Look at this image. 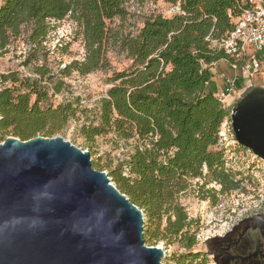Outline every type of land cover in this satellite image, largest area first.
I'll return each mask as SVG.
<instances>
[{"label":"trees","instance_id":"1","mask_svg":"<svg viewBox=\"0 0 264 264\" xmlns=\"http://www.w3.org/2000/svg\"><path fill=\"white\" fill-rule=\"evenodd\" d=\"M129 1L0 0V55L24 37L29 51L23 65H32L34 72L0 74V134L3 140L9 135L29 140L63 132L76 109L71 103L43 106L50 91L60 93L64 77L72 72L111 70L109 55L118 49L130 64L113 71L97 122L84 124L81 133L88 141L108 132L119 140H134L128 173L118 166L108 175L156 226L144 231L145 241H178L188 252L178 256L177 264H207L203 253L192 251L197 243L195 220L189 218L180 195L190 180L199 178L219 183L221 193L239 187L229 160L235 155L246 159L250 152L239 144L219 145L231 111L219 99L214 77L220 61H233L220 43L251 2L165 0L173 6L180 2L179 11L172 16L151 13L137 31H127ZM65 19L80 30L85 55L55 73L48 63L52 50H44L43 44L52 22ZM222 78L226 82L225 74Z\"/></svg>","mask_w":264,"mask_h":264},{"label":"water","instance_id":"2","mask_svg":"<svg viewBox=\"0 0 264 264\" xmlns=\"http://www.w3.org/2000/svg\"><path fill=\"white\" fill-rule=\"evenodd\" d=\"M230 117L236 142L264 160V86L247 91ZM144 221L89 150L60 134H0V264H163Z\"/></svg>","mask_w":264,"mask_h":264},{"label":"rangeland","instance_id":"3","mask_svg":"<svg viewBox=\"0 0 264 264\" xmlns=\"http://www.w3.org/2000/svg\"><path fill=\"white\" fill-rule=\"evenodd\" d=\"M263 4L264 0H258ZM128 8L130 17L125 23L127 31H137L142 25L146 16L151 13H161L164 16H172L175 13L174 6L165 0H148L144 4H139L134 0L129 1ZM53 28L44 42L45 48L50 47L52 50L48 57V63L52 71L58 73L61 68L73 60H82L85 55L84 44L79 29L69 20L53 21ZM29 49L25 44L24 37H21L10 46L9 51L0 55V74L10 71H18L24 75H34L31 66L23 65L25 56ZM112 62L111 70L91 72L81 75L78 72H72L71 75L64 77L65 84L60 93L53 94L50 91L49 99L43 103V106L59 103H71L76 109V115L72 118L65 130L60 135L70 140L78 147L89 150L92 164L96 169L104 168V171L110 172L118 166L123 167L124 174L128 173L127 161L135 144L134 140H119L113 132L104 133L95 136L91 141L81 133V127L90 122H97L96 116L99 112V104L102 97L106 96L107 90L112 86L109 80L113 71L121 70L130 64L126 55L114 48L109 55ZM40 63L43 61H39ZM216 76L224 73L226 76H232L234 70L229 63L220 61L215 68ZM220 88H225V82L222 77L218 79ZM53 84V82H52ZM247 84V85H246ZM246 85V86H245ZM264 86V73L253 74L246 82L243 77H238L235 83V92L229 98L226 107L231 111L236 103L249 91L253 86ZM243 91H237L240 88ZM231 117L226 120L225 132L227 140L224 139L220 147H231L237 143L231 126ZM12 136V135H9ZM1 139L3 140L2 136ZM229 143V144H228ZM264 161H260L254 154L248 153L246 159L233 157L229 160V168L237 175L239 187L230 193H221L220 184L217 182H207L206 179L190 180L189 188L181 193L180 202L186 207L189 218L195 220L193 229L196 230V245L193 252H201L210 263V257L207 255L205 241L207 236L214 230L222 232L236 218L240 217L245 209L248 208L252 201L260 203L264 195ZM111 177V176H110ZM114 182L113 178L111 177ZM115 183V182H114ZM116 184V183H115ZM205 191L208 196L204 198ZM216 192L217 199L214 203L213 192ZM165 226L163 220L162 227ZM156 226L151 225L145 217L144 231L154 229ZM148 245H161L166 252L162 258L163 264H177L178 256L188 250L181 246L178 241L151 240L146 242Z\"/></svg>","mask_w":264,"mask_h":264},{"label":"built area","instance_id":"4","mask_svg":"<svg viewBox=\"0 0 264 264\" xmlns=\"http://www.w3.org/2000/svg\"><path fill=\"white\" fill-rule=\"evenodd\" d=\"M249 1L251 2V6L244 9L238 18L234 30L220 43V46L233 59L230 67L234 70L232 76H226L225 88L218 94L219 99L225 106L235 92L234 87L238 78L237 72L240 69L241 75L246 82L253 74L264 71V3L259 4L258 0ZM179 5L180 2L174 6L175 12L179 11ZM225 126L226 121L223 123L220 131L219 145L224 139L227 140ZM233 142L237 143L235 139H233ZM105 172L108 173L107 171ZM256 207V205L251 204L227 228L231 227L241 217L252 214ZM219 233L214 230L206 239Z\"/></svg>","mask_w":264,"mask_h":264},{"label":"flooded vegetation","instance_id":"5","mask_svg":"<svg viewBox=\"0 0 264 264\" xmlns=\"http://www.w3.org/2000/svg\"><path fill=\"white\" fill-rule=\"evenodd\" d=\"M252 204L257 206L252 214L207 239L211 264H264V195L260 203L253 200Z\"/></svg>","mask_w":264,"mask_h":264},{"label":"crops","instance_id":"6","mask_svg":"<svg viewBox=\"0 0 264 264\" xmlns=\"http://www.w3.org/2000/svg\"><path fill=\"white\" fill-rule=\"evenodd\" d=\"M263 73H264V71H263ZM223 74H224V73H221L219 76H215V77H214V79H215V83H216V88H217V91H219V92H221V91L224 89L223 86L220 88V85H219V82H218L219 77H222ZM243 90H244V88L242 87V88H240V89L237 91V93H238V92H241V91H243Z\"/></svg>","mask_w":264,"mask_h":264}]
</instances>
